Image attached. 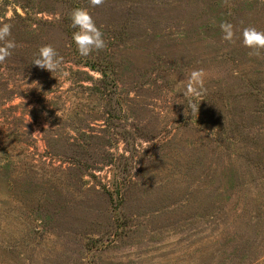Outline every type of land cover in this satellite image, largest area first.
I'll return each mask as SVG.
<instances>
[{
    "label": "rangeland",
    "instance_id": "obj_1",
    "mask_svg": "<svg viewBox=\"0 0 264 264\" xmlns=\"http://www.w3.org/2000/svg\"><path fill=\"white\" fill-rule=\"evenodd\" d=\"M77 8L106 42L87 57ZM0 23L17 44L0 62V264H264V49L242 35L264 31V0H0ZM49 45L53 73L32 64Z\"/></svg>",
    "mask_w": 264,
    "mask_h": 264
},
{
    "label": "clouds",
    "instance_id": "obj_2",
    "mask_svg": "<svg viewBox=\"0 0 264 264\" xmlns=\"http://www.w3.org/2000/svg\"><path fill=\"white\" fill-rule=\"evenodd\" d=\"M101 2L102 0H91L93 5H98ZM70 21V27L75 29L72 34V40L76 46L77 53L81 57H87L93 51H100L106 47L104 34L87 9H74L70 14ZM11 27L9 23H0V42H4L3 46L0 47V62L6 60L12 54V50L17 47L16 42L9 39ZM220 29L224 33L223 39L225 41H233L234 30L231 23H221ZM242 35L245 47L256 50V54H259V50L264 49V31L249 27L243 30ZM62 59L54 48L49 45L39 49V53L32 64L53 73L62 62ZM203 76L204 73L202 71H192L186 76L184 90L186 97H191L197 93L198 89L203 88ZM192 110L193 112L196 111L195 105H192Z\"/></svg>",
    "mask_w": 264,
    "mask_h": 264
}]
</instances>
